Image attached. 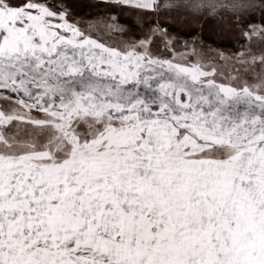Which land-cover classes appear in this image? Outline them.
<instances>
[{
  "label": "snow or ice",
  "instance_id": "6c2138e0",
  "mask_svg": "<svg viewBox=\"0 0 264 264\" xmlns=\"http://www.w3.org/2000/svg\"><path fill=\"white\" fill-rule=\"evenodd\" d=\"M0 264H264V0H0Z\"/></svg>",
  "mask_w": 264,
  "mask_h": 264
}]
</instances>
